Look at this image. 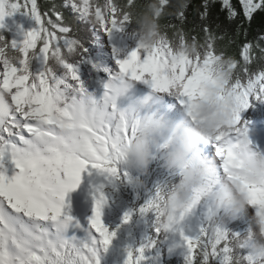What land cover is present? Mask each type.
<instances>
[{
  "label": "snow or ice",
  "instance_id": "obj_1",
  "mask_svg": "<svg viewBox=\"0 0 264 264\" xmlns=\"http://www.w3.org/2000/svg\"><path fill=\"white\" fill-rule=\"evenodd\" d=\"M66 3L80 15L93 19L106 33L131 22L120 10L119 0H66ZM239 3L249 21L258 10L264 11V0H239ZM222 5L230 19L237 16L231 0H222ZM21 7L30 12L39 27L24 33L20 41L0 36V93L13 106L7 118H0V264H99V251L102 247L107 249L115 235L102 221V209L107 202L104 193L96 189L90 226L85 229L88 237L78 243L66 237L67 229L79 227V222L68 214L65 197L77 189L82 174L89 169L110 177L126 175L117 166L118 145L114 137L120 134L128 138L133 130L122 112L113 111L104 126L72 104L73 99L85 96L87 90L62 55L59 42L69 29L56 5L51 9L56 17L53 20L46 18L47 12L41 13L37 0H0V27L5 16ZM178 19L182 26L184 11ZM166 27L176 29L171 23ZM205 31L208 34L203 43L195 37L189 39L180 30L172 37L166 31L151 49L137 45L126 58L117 59L118 69L109 73L108 80L117 73L128 81L144 80L147 75L150 80L145 83L161 92L171 91L187 106L201 94V85L213 79L216 65L223 59L215 48L216 36L208 29ZM187 40L197 45L195 55L180 50ZM259 40L243 45L242 68L234 57L229 64L235 73L231 86L243 108L248 107L252 97L264 99V66L258 70L250 67L254 61L264 65L261 44L264 35ZM254 49H259V58L252 54ZM37 54L46 66L33 74L29 63ZM56 64L66 70L63 78L57 76ZM103 87L107 89V82ZM68 90L73 95L67 96ZM241 126L246 124L241 123L238 114L235 128L215 138L214 158L225 173L235 163L234 153L225 141ZM243 187L249 203L264 213V186L244 182ZM140 211L156 214L155 196ZM129 219L130 214L126 213L124 221ZM180 236L186 264H211L214 260L230 264L227 259L230 245L225 244L223 250L213 248L204 229L196 236L181 231ZM143 252V248L136 255L130 251L127 264H138Z\"/></svg>",
  "mask_w": 264,
  "mask_h": 264
},
{
  "label": "clouds",
  "instance_id": "obj_2",
  "mask_svg": "<svg viewBox=\"0 0 264 264\" xmlns=\"http://www.w3.org/2000/svg\"><path fill=\"white\" fill-rule=\"evenodd\" d=\"M189 0H119L122 13L135 25L137 45L151 49L167 30L170 17L183 12ZM186 55H195L198 47L187 40L180 49ZM216 51L223 57L216 65L213 79L201 85V94L190 100L183 109L181 119L172 120L155 113L141 116L133 106L121 107L118 103L131 88V83L117 73L107 81L108 87L99 98L87 92L72 104L85 112L90 119L107 126L113 111L122 112L127 125L133 130L130 137L117 134V166L125 182L134 188L143 186L140 176L147 175L154 159L175 176L177 183L159 187L155 196L156 228L165 233L183 231L185 222L195 209L206 208L204 222L199 228L207 232L213 248L230 245V264H241L234 255L243 240L247 252L244 264H264V213L256 208L254 227L246 237L229 235L225 218L237 219L245 214L249 203L244 182L264 186V150L256 148L250 139V129L241 126L226 139L235 156L234 166L225 173L214 157L202 153V145L214 142L217 135L227 134L236 126V117L243 110L236 90L232 88L234 71L229 66L232 56L224 48ZM264 58V56H262ZM222 97V98H221ZM149 98L141 101L147 104ZM13 106L0 93V118H7ZM124 124L120 125L123 129ZM152 196V197H153Z\"/></svg>",
  "mask_w": 264,
  "mask_h": 264
},
{
  "label": "trees",
  "instance_id": "obj_3",
  "mask_svg": "<svg viewBox=\"0 0 264 264\" xmlns=\"http://www.w3.org/2000/svg\"><path fill=\"white\" fill-rule=\"evenodd\" d=\"M37 3L41 13L47 12L51 19H56L51 11L53 5H56L58 9L62 8L64 14L67 15L72 11L66 0H37ZM231 3L237 11V16L230 19L227 10L223 8L222 0H189L187 8L184 10L182 26L178 19L179 14L170 17L167 21L168 24L176 26L175 30L173 28L166 30L168 36L172 37L175 31L183 30L189 39L195 37L200 43H203L208 34L205 29H208L216 36L215 47L224 48L228 55L236 58L239 62L243 45L245 43L256 44L260 42L259 37L264 35V11L258 10L249 21L243 15L239 0H231ZM73 15L77 16L75 12ZM2 32L3 30H0V33ZM261 44L264 46V42ZM253 53L261 56L259 49H254ZM253 66L260 68L264 65L255 61Z\"/></svg>",
  "mask_w": 264,
  "mask_h": 264
},
{
  "label": "rangeland",
  "instance_id": "obj_4",
  "mask_svg": "<svg viewBox=\"0 0 264 264\" xmlns=\"http://www.w3.org/2000/svg\"><path fill=\"white\" fill-rule=\"evenodd\" d=\"M10 15H12L11 17L12 25L16 26V29H19V30H23L24 28L31 27L36 21V19L33 16L29 15L27 10H24V11L16 10L12 12ZM15 18L18 20V23L14 22Z\"/></svg>",
  "mask_w": 264,
  "mask_h": 264
}]
</instances>
